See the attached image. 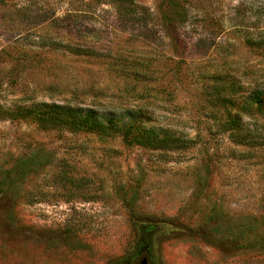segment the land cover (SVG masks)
Listing matches in <instances>:
<instances>
[{
    "label": "rangeland",
    "instance_id": "374dc122",
    "mask_svg": "<svg viewBox=\"0 0 264 264\" xmlns=\"http://www.w3.org/2000/svg\"><path fill=\"white\" fill-rule=\"evenodd\" d=\"M254 88L264 0H0V264H264Z\"/></svg>",
    "mask_w": 264,
    "mask_h": 264
},
{
    "label": "trees",
    "instance_id": "16d2710c",
    "mask_svg": "<svg viewBox=\"0 0 264 264\" xmlns=\"http://www.w3.org/2000/svg\"><path fill=\"white\" fill-rule=\"evenodd\" d=\"M236 85L233 83L230 85L231 91H236L234 88ZM224 102L231 108L235 109L234 113H229L227 119L224 121L223 126L226 130L232 131L234 129H239L241 126L239 124L240 119L243 114L251 112L253 110H257L260 114H264V89L254 88L246 92L245 97L242 101L234 100L232 97L228 99H224ZM75 108V107H73ZM141 126V118L140 119H131L128 123L123 124L122 134L124 139L134 138L135 141L140 144H146L145 138L141 135H132V132L139 129ZM140 130V129H139ZM141 137V139H140ZM143 232L140 237V246L138 248L139 254H144L146 248L149 247L151 241V234L155 231L159 230L157 224L147 223L142 225Z\"/></svg>",
    "mask_w": 264,
    "mask_h": 264
},
{
    "label": "water",
    "instance_id": "95a60500",
    "mask_svg": "<svg viewBox=\"0 0 264 264\" xmlns=\"http://www.w3.org/2000/svg\"><path fill=\"white\" fill-rule=\"evenodd\" d=\"M128 264H146V257L145 256L135 257Z\"/></svg>",
    "mask_w": 264,
    "mask_h": 264
},
{
    "label": "flooded vegetation",
    "instance_id": "af4514ba",
    "mask_svg": "<svg viewBox=\"0 0 264 264\" xmlns=\"http://www.w3.org/2000/svg\"><path fill=\"white\" fill-rule=\"evenodd\" d=\"M145 257H146V264H148V260H149V259H148V256H145ZM132 260H133V259H132Z\"/></svg>",
    "mask_w": 264,
    "mask_h": 264
}]
</instances>
